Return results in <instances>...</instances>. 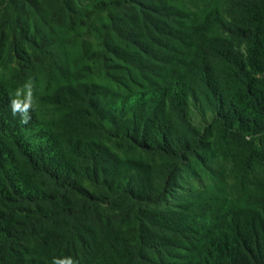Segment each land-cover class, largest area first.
Masks as SVG:
<instances>
[{"label":"trees","instance_id":"16d2710c","mask_svg":"<svg viewBox=\"0 0 264 264\" xmlns=\"http://www.w3.org/2000/svg\"><path fill=\"white\" fill-rule=\"evenodd\" d=\"M0 264H264V0H0Z\"/></svg>","mask_w":264,"mask_h":264},{"label":"clouds","instance_id":"9594fccd","mask_svg":"<svg viewBox=\"0 0 264 264\" xmlns=\"http://www.w3.org/2000/svg\"><path fill=\"white\" fill-rule=\"evenodd\" d=\"M24 122H27L26 120Z\"/></svg>","mask_w":264,"mask_h":264}]
</instances>
